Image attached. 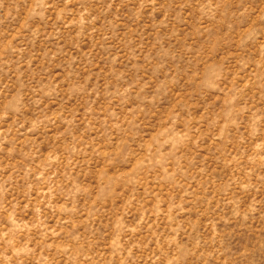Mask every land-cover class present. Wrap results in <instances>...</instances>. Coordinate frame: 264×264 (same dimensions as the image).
Listing matches in <instances>:
<instances>
[{"label": "rangeland", "instance_id": "1", "mask_svg": "<svg viewBox=\"0 0 264 264\" xmlns=\"http://www.w3.org/2000/svg\"><path fill=\"white\" fill-rule=\"evenodd\" d=\"M0 264H264V0H0Z\"/></svg>", "mask_w": 264, "mask_h": 264}]
</instances>
